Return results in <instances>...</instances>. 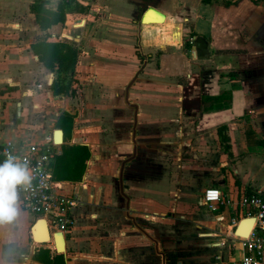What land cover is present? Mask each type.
<instances>
[{
	"label": "crops",
	"instance_id": "obj_1",
	"mask_svg": "<svg viewBox=\"0 0 264 264\" xmlns=\"http://www.w3.org/2000/svg\"><path fill=\"white\" fill-rule=\"evenodd\" d=\"M35 5H67L66 23L42 28ZM79 6L82 27L65 28ZM149 8L158 21L142 24ZM43 43L82 51L76 96L55 94ZM52 141L58 156L91 153L82 180L62 182L80 200L76 224L59 251L18 197L20 222H0V264H44V250L65 264H240L230 223L246 213H210L204 193L264 194V0H0V145Z\"/></svg>",
	"mask_w": 264,
	"mask_h": 264
},
{
	"label": "built area",
	"instance_id": "obj_2",
	"mask_svg": "<svg viewBox=\"0 0 264 264\" xmlns=\"http://www.w3.org/2000/svg\"><path fill=\"white\" fill-rule=\"evenodd\" d=\"M82 20L74 22L79 28ZM56 141L51 144H14L0 145V164L9 155L26 161L31 172V183L18 188L21 207L31 215L47 221L51 231L58 234H68L76 224L73 211L79 205V198L63 192L62 182H58L52 175V162L60 153L56 149ZM204 202L211 213L218 211L220 206L236 208L246 213L245 219H253V227L247 237L238 235L237 230L244 222L232 219V247L240 246L243 252L240 264H264V194L245 193L238 202L223 195L218 188H208L204 193Z\"/></svg>",
	"mask_w": 264,
	"mask_h": 264
},
{
	"label": "trees",
	"instance_id": "obj_3",
	"mask_svg": "<svg viewBox=\"0 0 264 264\" xmlns=\"http://www.w3.org/2000/svg\"><path fill=\"white\" fill-rule=\"evenodd\" d=\"M210 2L211 0H204ZM67 5L59 7L58 12L46 10L41 5L32 7L33 13L42 28H51L54 25L65 24L67 21ZM79 12H84L85 8L79 6ZM37 54L41 60L53 70L58 72V79L53 83L52 88L56 95L76 96L77 89L73 87L75 68L79 62L82 51L70 44H50L43 43L37 45ZM65 121L72 128L73 118L64 113L61 121ZM60 125V124H59ZM91 156L90 150L86 146H62V153L56 157L53 166V177L60 182H78L81 181L85 171L86 162ZM37 261L44 264H65L63 255L50 257L49 251H40L36 256Z\"/></svg>",
	"mask_w": 264,
	"mask_h": 264
},
{
	"label": "clouds",
	"instance_id": "obj_4",
	"mask_svg": "<svg viewBox=\"0 0 264 264\" xmlns=\"http://www.w3.org/2000/svg\"><path fill=\"white\" fill-rule=\"evenodd\" d=\"M31 183L26 161L9 155L0 164V222L12 221L18 214V188Z\"/></svg>",
	"mask_w": 264,
	"mask_h": 264
},
{
	"label": "bare ground",
	"instance_id": "obj_5",
	"mask_svg": "<svg viewBox=\"0 0 264 264\" xmlns=\"http://www.w3.org/2000/svg\"><path fill=\"white\" fill-rule=\"evenodd\" d=\"M154 12H150L147 14V16H145V20L144 22H148V23H155L158 21V18H152V15H153ZM56 141L57 143L61 144L62 142V135L61 133H59L58 135H56ZM47 222V221H46ZM253 224H254V221H249V222H245L243 224V228H245L247 234L245 235L246 237L249 235L252 227H253ZM55 242H56V245H57V248L59 251H63L64 250V246H65V242H64V236L62 234H58L55 238Z\"/></svg>",
	"mask_w": 264,
	"mask_h": 264
},
{
	"label": "rangeland",
	"instance_id": "obj_6",
	"mask_svg": "<svg viewBox=\"0 0 264 264\" xmlns=\"http://www.w3.org/2000/svg\"><path fill=\"white\" fill-rule=\"evenodd\" d=\"M88 11H89V9H86L84 12H79L78 10H75V12L73 11V13H72V15L71 16H69V23H68V25L66 24L64 27L65 28H68L69 26H72V20L74 19V18H79V19H81L82 21H84V19H86L87 18V15H88ZM73 25H74V23H73ZM67 26V27H66ZM74 34H77V31L74 33ZM62 40V39H61ZM66 40V42H68V43H73V41L71 40V39H65ZM171 39H169L168 41H170ZM13 120H15L17 123H18V120L19 119H21L20 117H18L17 115H16V113H12V117H11ZM208 208V207H207ZM208 211H209V209H208ZM210 212V211H209ZM211 213V212H210ZM16 218V221L17 222H20V221H18L19 220V217L18 216H16L15 217ZM187 244V241L185 240V241H183V244ZM216 244V243H219V241H216V240H209V242H208V244L209 245H211V244ZM226 245H227V243H226ZM189 246V245H188ZM185 246L183 245V248H184ZM186 248V247H185Z\"/></svg>",
	"mask_w": 264,
	"mask_h": 264
},
{
	"label": "water",
	"instance_id": "obj_7",
	"mask_svg": "<svg viewBox=\"0 0 264 264\" xmlns=\"http://www.w3.org/2000/svg\"><path fill=\"white\" fill-rule=\"evenodd\" d=\"M149 11H150V8L147 9V11L144 12L143 15L141 16V23H142V24H144L145 16H146L147 13H149ZM200 57H201V56H200ZM58 133H61V135L63 136L62 131H58ZM41 221H43V220H41ZM247 221H253V219H249V220H247ZM247 221H245V222H247ZM38 224H39V223H38ZM38 224H37V226H36V231H34L35 228L32 229V233H33L34 239H35L36 241H40V240H41L42 242H45V240H42V239H45V236H44V238H43V237H41L40 234H38L39 229H41V227L38 226ZM43 229H44L45 231L47 230V228H46L45 225H44V228H43ZM240 229H241V227L237 230V233H238L239 236L243 237V236L241 235V233H240ZM47 233H48V230H47ZM239 233H240V234H239Z\"/></svg>",
	"mask_w": 264,
	"mask_h": 264
}]
</instances>
